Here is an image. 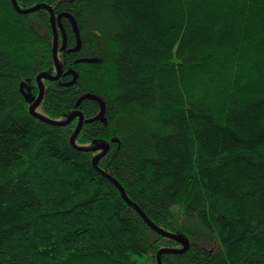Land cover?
Masks as SVG:
<instances>
[{"label": "trees", "instance_id": "trees-1", "mask_svg": "<svg viewBox=\"0 0 264 264\" xmlns=\"http://www.w3.org/2000/svg\"><path fill=\"white\" fill-rule=\"evenodd\" d=\"M0 0V264H264V0ZM76 23L80 46L68 16ZM64 30L65 49H61ZM73 71V73L71 72ZM75 75V81L67 84ZM92 94L103 102L79 98Z\"/></svg>", "mask_w": 264, "mask_h": 264}, {"label": "water", "instance_id": "water-1", "mask_svg": "<svg viewBox=\"0 0 264 264\" xmlns=\"http://www.w3.org/2000/svg\"><path fill=\"white\" fill-rule=\"evenodd\" d=\"M12 1V4L14 6V8L19 12V13H27V12H31V11H34L36 9H39V8H47L49 11H50V14H51V24H52V29H53V60H54V64H55V68H56V74L54 75H51L47 72H41L39 74H37L36 76V81H37V84H38V87H39V95H38V98L36 99V101L30 106V113L41 119L42 121H45L47 123H50V124H54V125H65L67 123H69L74 117L78 116L79 117V121H78V125L76 126L74 132L72 133L71 137H70V142L74 145V141H75V138L83 124V121H84V117H83V114L82 112L78 111V110H75L71 113V115L65 119V120H54V119H50V118H47L46 116L44 115H41L39 113H37L35 111L36 107L39 105V103L41 102L42 100V97H43V93H44V87L42 85V82H41V79H49V80H56V79H59L60 75H61V66H60V63H59V60H58V55H57V52H58V46H59V43H58V32H57V26L55 24V20L57 19V21L59 22V19H60V16L61 14H58L56 17H55V14H54V11L52 10V8L45 4V3H41V4H38V5H35L33 7H28V8H20L16 2V0H11ZM63 15H66L69 17V19L71 20L72 22V25H73V29H74V32H75V35H76V45L71 47V48H68L66 51L69 52V51H76L79 49V46H80V39H79V33H78V30H77V26H76V23L75 21L73 20V17L70 15V14H66V13H63ZM58 28L61 29L62 31V41H61V49H65V34H64V30L63 28L61 27V24L59 23L58 24ZM73 73V71H71ZM75 81V75L73 76V78L67 83V84H72L73 82ZM97 98L99 100L98 97L92 95V94H83L79 100L83 99V98ZM100 101V105H101V109L99 111V113L89 119V120H93V119H98V118H101L103 119L102 117V114H103V108H104V105H103V102L101 100ZM104 120V119H103ZM77 148L79 149H84V150H100V153L97 154L94 158H93V164L94 166L97 167V162L98 160L100 159L101 156H103L109 149V144L106 143V142H102V143H98L97 145L95 146H92V147H79V146H76ZM105 173V172H103ZM105 176H107L115 185L116 187L119 189L122 197L126 200V202L128 204H130L131 206H133L138 212L139 214L141 215V217L145 220V222L152 228L154 229L156 232H158L159 234L163 235V236H166V237H169V238H172L176 241H178L182 247L179 248V249H169V248H162L160 249L158 252H157V262L158 264H163L162 261H161V254L163 252H182L184 250L187 249L189 243H188V240L183 237V236H180V235H177V234H174V233H171V232H168L162 228H160L159 226H157L156 224H154L146 215L145 213L140 209V207L135 204L125 193L123 187L121 186V184L115 180L111 175L105 173L104 174Z\"/></svg>", "mask_w": 264, "mask_h": 264}, {"label": "bare ground", "instance_id": "bare-ground-1", "mask_svg": "<svg viewBox=\"0 0 264 264\" xmlns=\"http://www.w3.org/2000/svg\"><path fill=\"white\" fill-rule=\"evenodd\" d=\"M45 116V115H44ZM47 117V116H46ZM49 118V117H48ZM73 120V119H72ZM91 151H95V150H91ZM98 164V163H97ZM105 174V173H104ZM136 204V203H135ZM141 209V208H140ZM165 230V229H164Z\"/></svg>", "mask_w": 264, "mask_h": 264}]
</instances>
